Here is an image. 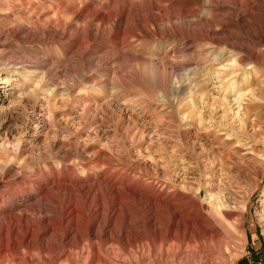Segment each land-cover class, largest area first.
Returning <instances> with one entry per match:
<instances>
[{
    "label": "rangeland",
    "instance_id": "rangeland-1",
    "mask_svg": "<svg viewBox=\"0 0 264 264\" xmlns=\"http://www.w3.org/2000/svg\"><path fill=\"white\" fill-rule=\"evenodd\" d=\"M179 192L216 231L193 264H264V0H0V226L69 234L25 254L135 259L113 239Z\"/></svg>",
    "mask_w": 264,
    "mask_h": 264
},
{
    "label": "bare ground",
    "instance_id": "bare-ground-1",
    "mask_svg": "<svg viewBox=\"0 0 264 264\" xmlns=\"http://www.w3.org/2000/svg\"><path fill=\"white\" fill-rule=\"evenodd\" d=\"M179 193V196L173 198L177 202L169 201L166 203L168 206L162 204L163 210L168 212H166L164 218L161 220L158 218L159 213L155 199L150 201L147 208V218L146 221H144L145 224L143 223V226L146 229L145 233L142 232L140 235L136 237L134 236L135 238L132 237L131 239L129 238L130 229L126 226L118 234V237L113 239L122 249L130 250V246L135 247V249H132L135 251L133 254L135 255V259L133 257L131 258V256L121 257V260H118V264H164V259L167 256L174 258L173 262H175L177 258L182 257L180 260L178 259L180 264H193V260H190L191 258L188 259V257L193 254L202 255V252H205L206 254V257L204 256V258L207 260L211 258V255L208 253L209 251H201L199 249L203 247L202 243L206 241L207 236L213 233L211 232L214 229L212 223L203 212L198 201L190 198L187 199L188 196L185 193ZM91 194V191L85 193L84 198L86 202H88ZM74 196L75 195L73 194L62 195V198H64V201L66 202H64L65 208L70 207ZM160 202L165 204L164 200ZM95 226H97V221H91L87 234L78 237L82 242L88 241L90 247H92L91 244L94 243L91 242V240ZM10 229L11 230H7L0 226V248L4 246V264H35L33 256H27L25 251H32L38 244L42 252L51 256L53 259L51 257L50 259L54 260L55 263L59 262L61 259L66 260L70 251V246L66 241V238L69 235L67 231L62 234V239H60V241L51 246L48 244L49 240L46 238V235L49 231L54 229L49 223L44 225L37 241H34L33 238L29 237L28 233H26L24 237L21 236L22 239L20 240L19 236L17 237V235L14 234L16 228L11 227ZM212 235L215 238L216 231L215 234L213 233ZM81 241L79 242L80 245L83 244ZM105 241H110V239L106 237ZM94 246L92 248H95V254L93 256L90 255L91 253L89 254L91 263L117 264L108 254H103L102 251ZM136 248L138 249L136 250ZM0 251H2V249ZM171 260L170 262H172ZM173 262L172 264H175ZM37 264L42 263L41 261H38Z\"/></svg>",
    "mask_w": 264,
    "mask_h": 264
}]
</instances>
